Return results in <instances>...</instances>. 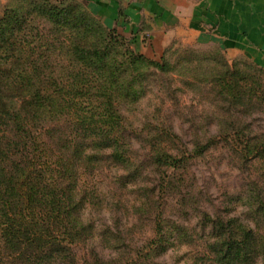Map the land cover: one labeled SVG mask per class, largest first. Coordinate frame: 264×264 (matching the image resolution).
I'll list each match as a JSON object with an SVG mask.
<instances>
[{
  "label": "trees",
  "instance_id": "trees-1",
  "mask_svg": "<svg viewBox=\"0 0 264 264\" xmlns=\"http://www.w3.org/2000/svg\"><path fill=\"white\" fill-rule=\"evenodd\" d=\"M226 66L214 82L221 102L236 110L222 120L233 132H220L203 149L222 145L262 170L248 196L255 227L232 220L207 250L213 264H264V127L257 124L264 121V83ZM152 69L167 72L169 63L129 47L83 5L6 1L0 11V264H79L78 250L89 240L81 180L98 158L90 151L112 147L111 156L127 164L123 108L142 97ZM164 157L170 166L182 164Z\"/></svg>",
  "mask_w": 264,
  "mask_h": 264
},
{
  "label": "rangeland",
  "instance_id": "rangeland-1",
  "mask_svg": "<svg viewBox=\"0 0 264 264\" xmlns=\"http://www.w3.org/2000/svg\"><path fill=\"white\" fill-rule=\"evenodd\" d=\"M70 3L83 5L135 50L134 37L121 26H107L84 0ZM207 45L176 39L164 59L152 58L167 61L169 70L152 69L142 97L123 108L121 154L127 164L111 156L112 147L90 151L98 158L81 180L89 240L78 250L79 264H213L207 247L219 240L222 225L235 220L255 227L248 196L262 165L239 160L222 145L203 146L222 131L233 132L222 120L236 110L221 102L217 73L228 64L264 83V74L255 72L264 69ZM257 124L264 127V121ZM165 154L182 164L170 166Z\"/></svg>",
  "mask_w": 264,
  "mask_h": 264
},
{
  "label": "crops",
  "instance_id": "crops-1",
  "mask_svg": "<svg viewBox=\"0 0 264 264\" xmlns=\"http://www.w3.org/2000/svg\"><path fill=\"white\" fill-rule=\"evenodd\" d=\"M84 1L107 26L130 33L135 50L149 58L163 56L179 39L214 44L264 68V0Z\"/></svg>",
  "mask_w": 264,
  "mask_h": 264
}]
</instances>
